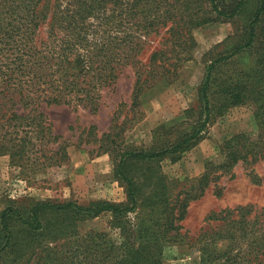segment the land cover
<instances>
[{
    "label": "trees",
    "instance_id": "obj_1",
    "mask_svg": "<svg viewBox=\"0 0 264 264\" xmlns=\"http://www.w3.org/2000/svg\"><path fill=\"white\" fill-rule=\"evenodd\" d=\"M186 1L0 0V155L22 156L41 150V155L45 154L43 139L50 126L44 121L40 104H66L97 111L102 92L115 91L125 66H131L135 74L128 108L131 116H125L124 122L112 128H123L127 121L136 120L140 93L160 80H172L180 61L189 59L179 49L194 44L192 30L209 19L237 17L250 0H194L192 5ZM255 2L243 27V41L209 59L197 90L198 114L188 130L152 151L120 147L121 141L116 142L111 131L101 137L110 138L114 144V175L124 185L125 201L94 200L86 205L73 200L40 201L26 212L7 206L0 211V253L8 249L13 255L12 264H163L164 241L171 239L167 243L177 244L180 241H175L185 238L180 222L189 202L204 193L213 171L229 170L242 156L230 150L224 162L206 167L195 184L186 188L188 192L181 188L170 199L165 185L159 191L152 188V200L141 197L132 164L189 148L211 122L215 83L218 81L216 85L225 101L228 97L235 101L240 98L239 92L248 89L250 82L244 76L254 73L255 77L260 72L256 66L264 69V0ZM202 4L207 13L202 12ZM158 36L159 47L143 63L140 55ZM255 44L261 57L247 72L221 73L224 65L233 63L235 56L252 50ZM252 91L246 95L256 105L257 125L264 132V100L257 102L264 95ZM118 110H114L112 121ZM247 153L251 157L259 155L255 150ZM149 170L146 180H161L153 174V166ZM171 184L175 188L174 182ZM142 209H149L147 224L142 222ZM104 212L110 213V227L118 229L113 232L117 237L109 231H79L77 222ZM254 212L238 206L208 215L206 220L215 224L200 230L195 239L200 262L262 264L258 257L264 232L260 240L255 228L257 223L262 226L264 219L257 221ZM48 213L51 219L45 218ZM129 213L134 214V221ZM39 235L50 240L39 242ZM247 238L250 241L244 248L242 243ZM219 241H225L224 248L217 247Z\"/></svg>",
    "mask_w": 264,
    "mask_h": 264
},
{
    "label": "rangeland",
    "instance_id": "obj_2",
    "mask_svg": "<svg viewBox=\"0 0 264 264\" xmlns=\"http://www.w3.org/2000/svg\"><path fill=\"white\" fill-rule=\"evenodd\" d=\"M187 2L190 5L195 3L194 0ZM202 6V12H206L204 4ZM255 6V0H250L235 18L209 19L196 26L192 30L194 44L179 49L189 59L180 61L172 80H160L140 93L136 120L127 121L123 128H112V125H119L125 121V116H131L128 108L135 83L131 66L122 69L114 92H102L97 111L82 106L74 109L66 104L42 102L39 109L45 115L44 121L50 126L43 139L45 154L41 155V150L37 154L34 151L22 156L8 153L0 155V211L13 206L26 212L40 201L73 200L85 205L94 200L125 201L124 185L114 175V144L110 138L103 140L101 137L111 131V137H115L116 142L121 141L120 147L152 151L171 143L188 130L198 114L197 90L209 59L224 54L243 41V27ZM158 38L160 36L153 38L140 55L143 63L147 62L151 51L159 47ZM260 57L261 51L255 44L252 50L235 56L233 63L224 65L221 73L237 75L239 70L247 72L248 67L253 66ZM255 68L260 72L255 77L254 73L244 76L250 82L246 86L248 89L239 92L240 98L235 101L231 97L225 101L216 85L218 81L215 83L212 88L215 91L212 96L215 107L211 110V122L201 133L202 137L189 148L153 161L132 164V175L138 179L141 197L152 200V188L159 191L165 185L170 199L173 197L171 194L181 188L188 192L186 188L195 184L206 167L224 162L230 150L240 152L242 156L229 170L213 171L204 193L189 202L185 217L180 222V232L185 234V238L175 241H180L177 244L167 243L171 239L164 241L163 264H202L195 239L200 230L215 224L212 220H206L213 212L246 206L255 211L259 219L257 221L264 219V132L257 125L256 105L246 95L250 86L251 91H259L264 95V69L259 66ZM261 100L264 98L259 97L258 104ZM119 103L122 104L118 106ZM117 108L118 116L112 121ZM250 143L259 146L252 147ZM250 150L258 151V157H251L247 153ZM152 166L153 174L160 176L161 180L152 182V179H145ZM171 182H174L175 188ZM148 213L149 209H142L144 224L148 223ZM45 218L51 219V215L48 213ZM110 218V213L104 212L77 222V228L80 232L95 230L113 234L118 229L110 227ZM129 218L134 221V214L129 213ZM263 226L264 220L262 226L257 223L255 228L256 235L262 237H258L260 240L263 239ZM2 236L0 233V241ZM113 236L117 237L116 234ZM37 239L39 242L50 240L46 235H39ZM249 241L247 238L242 243L244 248ZM224 244L225 241H219L217 247H223ZM260 252L258 259L264 264V245ZM12 256L8 249L2 251L0 264H12Z\"/></svg>",
    "mask_w": 264,
    "mask_h": 264
}]
</instances>
